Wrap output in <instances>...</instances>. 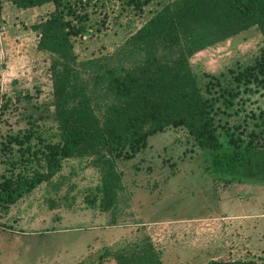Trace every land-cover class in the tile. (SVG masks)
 <instances>
[{
  "label": "rangeland",
  "instance_id": "rangeland-1",
  "mask_svg": "<svg viewBox=\"0 0 264 264\" xmlns=\"http://www.w3.org/2000/svg\"><path fill=\"white\" fill-rule=\"evenodd\" d=\"M63 0L79 61L118 50L176 0ZM54 4L20 9L0 0V180L45 170L42 152L60 144L52 57L38 50L34 25ZM226 148L264 144V36L251 28L190 59ZM18 139V140H15ZM106 208L100 154L65 159L51 181L0 213V264H114L155 247L163 264L264 263V182L217 174L209 151L185 128L152 136L131 160ZM131 258V257H130Z\"/></svg>",
  "mask_w": 264,
  "mask_h": 264
},
{
  "label": "trees",
  "instance_id": "trees-1",
  "mask_svg": "<svg viewBox=\"0 0 264 264\" xmlns=\"http://www.w3.org/2000/svg\"><path fill=\"white\" fill-rule=\"evenodd\" d=\"M150 2L132 4L143 10ZM14 4L20 9L55 6L34 30L40 35L38 50L52 57L62 142L45 147L44 171L1 178L0 213H9L25 194L51 181L65 159L92 153L102 157V201L110 208L121 184L116 159H133L152 136L170 128L187 129L196 145L211 153L214 173L264 182V144L253 140L245 148L223 145L190 63L198 52L248 29L255 27L264 36V0H176L114 53L86 61H79L74 50L73 38L83 34V27L67 19L66 10L72 14L73 6L63 0H14ZM115 262L163 264L152 245L131 255L121 253Z\"/></svg>",
  "mask_w": 264,
  "mask_h": 264
},
{
  "label": "crops",
  "instance_id": "crops-1",
  "mask_svg": "<svg viewBox=\"0 0 264 264\" xmlns=\"http://www.w3.org/2000/svg\"><path fill=\"white\" fill-rule=\"evenodd\" d=\"M114 264H116V263H114Z\"/></svg>",
  "mask_w": 264,
  "mask_h": 264
}]
</instances>
